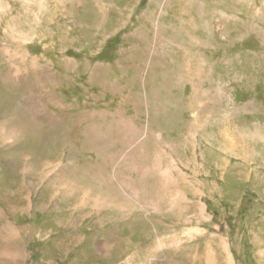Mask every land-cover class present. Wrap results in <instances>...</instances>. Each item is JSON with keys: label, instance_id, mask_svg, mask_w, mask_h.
<instances>
[{"label": "rangeland", "instance_id": "rangeland-1", "mask_svg": "<svg viewBox=\"0 0 264 264\" xmlns=\"http://www.w3.org/2000/svg\"><path fill=\"white\" fill-rule=\"evenodd\" d=\"M0 264H264V0H0Z\"/></svg>", "mask_w": 264, "mask_h": 264}, {"label": "bare ground", "instance_id": "bare-ground-1", "mask_svg": "<svg viewBox=\"0 0 264 264\" xmlns=\"http://www.w3.org/2000/svg\"><path fill=\"white\" fill-rule=\"evenodd\" d=\"M202 58V57H201ZM201 73V72H200ZM208 73H209V71H208ZM203 74H204V72H203ZM205 74L207 75V73L205 72ZM179 76V75H178ZM199 76V75H198ZM178 78V77H177Z\"/></svg>", "mask_w": 264, "mask_h": 264}]
</instances>
